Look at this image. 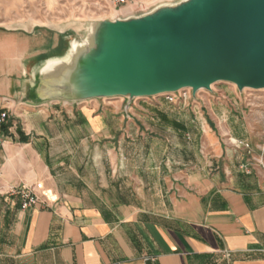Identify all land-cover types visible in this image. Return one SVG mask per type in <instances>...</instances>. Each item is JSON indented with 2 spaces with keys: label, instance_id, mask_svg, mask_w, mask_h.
Here are the masks:
<instances>
[{
  "label": "crops",
  "instance_id": "crops-1",
  "mask_svg": "<svg viewBox=\"0 0 264 264\" xmlns=\"http://www.w3.org/2000/svg\"><path fill=\"white\" fill-rule=\"evenodd\" d=\"M14 32L0 35V190L42 188L27 210L0 196V264H264V158L237 104L33 103L32 66L57 44Z\"/></svg>",
  "mask_w": 264,
  "mask_h": 264
},
{
  "label": "water",
  "instance_id": "water-1",
  "mask_svg": "<svg viewBox=\"0 0 264 264\" xmlns=\"http://www.w3.org/2000/svg\"><path fill=\"white\" fill-rule=\"evenodd\" d=\"M33 103L131 102L218 83L264 90V0H179L89 21L61 55L37 61Z\"/></svg>",
  "mask_w": 264,
  "mask_h": 264
},
{
  "label": "rangeland",
  "instance_id": "rangeland-1",
  "mask_svg": "<svg viewBox=\"0 0 264 264\" xmlns=\"http://www.w3.org/2000/svg\"><path fill=\"white\" fill-rule=\"evenodd\" d=\"M133 1L137 3L135 8L149 10L160 3L179 0ZM106 15L101 5L94 0H0V35L23 32L27 36L47 41L49 46L46 48L50 50L57 44L56 55H61L71 39L84 35L89 21ZM45 27L56 32L43 30ZM212 90L213 93L198 91L196 97L208 99L213 104H227L229 107L237 104L241 117L248 123V127L242 129V135L251 150L264 158V90L244 89L239 93L236 86L230 83H218ZM183 93L186 94V99L182 96ZM191 99V92L186 89L182 94L176 95V101L171 104H184Z\"/></svg>",
  "mask_w": 264,
  "mask_h": 264
},
{
  "label": "built area",
  "instance_id": "built-area-1",
  "mask_svg": "<svg viewBox=\"0 0 264 264\" xmlns=\"http://www.w3.org/2000/svg\"><path fill=\"white\" fill-rule=\"evenodd\" d=\"M94 2L101 5L102 9L106 12L109 8H120L128 3V0H94ZM184 91V90H183ZM183 91H178L177 93H167L164 96L165 100L169 103H174L176 101V95L182 94ZM186 94L183 93V97ZM186 99V97H185ZM8 120V111L0 102V139L3 137V127ZM1 143V142H0ZM41 184L37 183L35 185L26 186H12L5 191L0 190V196H9L18 198L20 201V209L27 210L34 207L39 201V196L37 195V190H41ZM226 257L229 256V252L224 253Z\"/></svg>",
  "mask_w": 264,
  "mask_h": 264
},
{
  "label": "bare ground",
  "instance_id": "bare-ground-1",
  "mask_svg": "<svg viewBox=\"0 0 264 264\" xmlns=\"http://www.w3.org/2000/svg\"><path fill=\"white\" fill-rule=\"evenodd\" d=\"M59 32H60V31H59ZM61 33H62V31H61ZM200 91H201V90H200ZM200 91H199V92H200Z\"/></svg>",
  "mask_w": 264,
  "mask_h": 264
}]
</instances>
